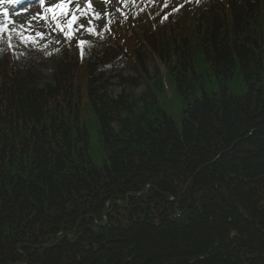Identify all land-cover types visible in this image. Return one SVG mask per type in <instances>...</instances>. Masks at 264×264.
I'll return each mask as SVG.
<instances>
[{
	"label": "trees",
	"instance_id": "1",
	"mask_svg": "<svg viewBox=\"0 0 264 264\" xmlns=\"http://www.w3.org/2000/svg\"><path fill=\"white\" fill-rule=\"evenodd\" d=\"M139 1L83 59L0 48V264H264V0Z\"/></svg>",
	"mask_w": 264,
	"mask_h": 264
},
{
	"label": "rangeland",
	"instance_id": "2",
	"mask_svg": "<svg viewBox=\"0 0 264 264\" xmlns=\"http://www.w3.org/2000/svg\"><path fill=\"white\" fill-rule=\"evenodd\" d=\"M90 3L92 5V8L96 11L99 12L101 14V19L99 20H93V25L96 31L98 33H101L103 35L102 39L105 40V42H109L111 44V46H114L117 43V39L119 36H123L127 33L128 31V26L129 24H132L131 21L129 20V17L126 15L127 13L122 9L120 2H118V0H107V2H95L93 0H90ZM165 3V0H160L157 3H154V5L150 8V12H151V16L154 17L155 12L157 11L156 9H158V12H162V14L157 13V16L155 17V21L157 20V18H161L162 15L164 13L169 12L170 8H165V10L163 11V9H161V6ZM79 5L81 9H84L85 7V1H79ZM46 6H50V4L46 5ZM76 7V2H73L72 4V8L74 9ZM160 7V8H159ZM168 10V11H166ZM43 9L40 8L37 11H33L29 14H27V17H19L17 19H11V21H13V23H11L13 25V27H10V34L12 36V44L14 45V47L12 48V51L19 55V54H26L27 49H19L17 46V41L19 40L18 36H17V31H24V29H26L28 27V22L30 21L32 23V25H34V31L32 32H28L26 34L28 35H32L35 36V34L37 32H43L45 33V40H47V44H52V39L57 37L59 34V31L55 28V24L52 23V21L49 19L47 22L40 20V21H36V20H32L31 18L36 14V13H42ZM164 12V13H163ZM77 15L79 16V20L77 23V27L79 24H85L87 25L88 20L92 19V17L90 15L88 16H84V15H80V13H77ZM109 18L111 19V23L109 24ZM157 22H154V24H156ZM24 26V28L22 29L21 26ZM109 26H111V28H109ZM110 29V30H109ZM138 33L137 35H139L140 31L136 30ZM119 35V36H118ZM88 37L89 34L87 33V31L84 28H80L78 31H76L75 33V38H77L78 40H84L88 42ZM57 39H59V37H57ZM64 39V38H62ZM41 41V40H40ZM23 53H22V52ZM147 59L145 60L146 66L150 71V77L152 76V73L155 71L154 70V66L159 67L161 73L163 74V79H165V75L166 74V67H164L160 60L158 58H154L152 59L150 57V55H147ZM52 59H49L48 61H45L41 64L42 67V73L45 76H49L51 74L52 71ZM121 72L124 73L126 76L127 75H135L133 72L134 70L132 69L131 65H127L126 67H122L121 68ZM112 83H114L113 87H111V89H113L114 93H116L117 91H119L121 88L120 86H117V82L113 81ZM168 88H167V94L165 95L166 97H168V101L166 102V104L168 106L166 107H176V109H178L179 113L181 112V100L178 98L175 89H174V85L170 82L167 83ZM246 91V88L244 86H242L241 84H238L236 86L235 89H233V92L237 95H241ZM164 99V95L161 94L159 95V100L160 102H162ZM164 105V103H163ZM171 111V110H169ZM177 123L180 124V122L177 120Z\"/></svg>",
	"mask_w": 264,
	"mask_h": 264
},
{
	"label": "snow or ice",
	"instance_id": "3",
	"mask_svg": "<svg viewBox=\"0 0 264 264\" xmlns=\"http://www.w3.org/2000/svg\"><path fill=\"white\" fill-rule=\"evenodd\" d=\"M46 2L47 0H40V7L43 9V12L36 13L31 19L36 21L43 20L45 22L50 19L52 22H54L55 28L60 33H62L64 38L69 42V47H71V41L75 38L76 31H78L80 28H84L89 35L99 36L102 38V34L98 33L94 26H91L93 25V20L101 19V14L92 8L90 0H85L84 9L80 8L79 0H75L76 7L74 9L72 8L73 0H59L58 3L52 4L50 6H46ZM118 2H122L125 7L128 5V0H118ZM8 3L19 4L21 3V0H0V5H6ZM132 3H136V0H132ZM167 6V0H165L164 7ZM77 13H80V15L84 16L90 15L92 19L88 20L87 25L79 24L77 27L79 20ZM8 15L9 13L7 8H4L2 11H0V16L5 18L4 20H0V42H6L7 47L11 49L14 47V45L12 44V36L10 34L9 24L13 23V21L7 19ZM164 19H167V16H165ZM108 23H111L110 18ZM21 28L23 29L24 26L22 25ZM32 31H34V25H32L30 21L28 22V27L24 29V31H17V36L20 43L25 44L26 46L29 44L32 46H38L39 41L46 38L45 33L43 32H37L35 36L26 34ZM4 34H8L6 41L4 39ZM86 46L90 48L91 44L84 40H77V47L79 48L81 59H83L85 55ZM45 48L46 45L40 50L43 51ZM3 51L4 49H0V53ZM48 54L51 55L52 53L49 52Z\"/></svg>",
	"mask_w": 264,
	"mask_h": 264
}]
</instances>
